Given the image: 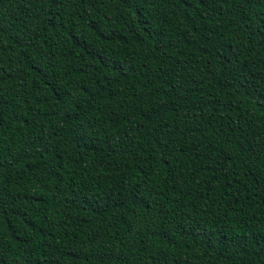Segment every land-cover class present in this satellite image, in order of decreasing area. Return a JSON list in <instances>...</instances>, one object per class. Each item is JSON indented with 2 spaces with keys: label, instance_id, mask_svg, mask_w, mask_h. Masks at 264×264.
<instances>
[{
  "label": "trees",
  "instance_id": "trees-1",
  "mask_svg": "<svg viewBox=\"0 0 264 264\" xmlns=\"http://www.w3.org/2000/svg\"><path fill=\"white\" fill-rule=\"evenodd\" d=\"M0 264H264V0H0Z\"/></svg>",
  "mask_w": 264,
  "mask_h": 264
}]
</instances>
